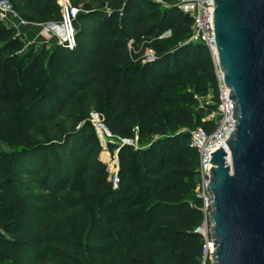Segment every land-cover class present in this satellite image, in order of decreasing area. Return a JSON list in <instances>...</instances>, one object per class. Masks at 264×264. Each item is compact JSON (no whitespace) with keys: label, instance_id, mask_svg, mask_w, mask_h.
<instances>
[{"label":"trees","instance_id":"16d2710c","mask_svg":"<svg viewBox=\"0 0 264 264\" xmlns=\"http://www.w3.org/2000/svg\"><path fill=\"white\" fill-rule=\"evenodd\" d=\"M10 1L30 22L62 18L58 0ZM70 1L81 9L75 45L52 46L46 59L36 55L12 74L7 69L18 57H9L0 73V137L21 126L25 143L0 148V257L13 259L0 264H201L199 158L190 145L201 117L189 103L208 84L217 96L211 52L188 41L192 19L178 8L149 0ZM16 74L22 76L11 80ZM182 75L194 86L187 101L173 94ZM92 110L118 136H152L144 149L120 150L122 175L131 171L139 182L125 206L115 201L99 160L87 120Z\"/></svg>","mask_w":264,"mask_h":264},{"label":"water","instance_id":"95a60500","mask_svg":"<svg viewBox=\"0 0 264 264\" xmlns=\"http://www.w3.org/2000/svg\"><path fill=\"white\" fill-rule=\"evenodd\" d=\"M212 17L235 128L211 153V263L264 264V0H213Z\"/></svg>","mask_w":264,"mask_h":264},{"label":"built area","instance_id":"2783aa9c","mask_svg":"<svg viewBox=\"0 0 264 264\" xmlns=\"http://www.w3.org/2000/svg\"><path fill=\"white\" fill-rule=\"evenodd\" d=\"M149 1L166 8H178L182 13L188 15L192 19V32L188 37V41L199 42L206 45L209 48L214 60L215 77L218 88L215 100V126L210 130L199 126L190 130V145L197 151L199 158L196 195L202 202V220L196 231L201 235L203 240L201 264H212V254L215 250V245L212 240L213 231H211V226L214 225L211 219L213 196L207 188L210 181L209 168L213 166L212 162H210L211 153L220 147L224 148L227 153H229L225 140L230 137L235 128V118L233 116L234 100L230 96V88L225 84L224 73L221 70L218 61L212 17L213 0ZM58 4L62 12V18L60 21L37 24L21 17L14 9L10 0H0V21L18 29L38 26L39 30L35 39L30 38L27 33L21 31L22 37H24L29 44L40 42L47 48L57 45L72 48L76 43L74 20L81 12V9L73 5L70 0H58ZM168 34H170V32H167L164 35ZM148 57H154L151 50H149ZM210 103L213 102L208 100L206 105H209ZM87 120L93 127L101 146L106 147L113 142H118L124 145H133L134 142H138L139 140L138 135H135L134 138H123L114 134L107 126L104 114L99 111L92 110L89 113ZM99 160L105 164V158H103L100 154ZM227 161H230L228 155Z\"/></svg>","mask_w":264,"mask_h":264},{"label":"rangeland","instance_id":"374dc122","mask_svg":"<svg viewBox=\"0 0 264 264\" xmlns=\"http://www.w3.org/2000/svg\"><path fill=\"white\" fill-rule=\"evenodd\" d=\"M22 29H18L12 26H9L7 24H2L0 27V73L4 72L5 69V62L6 59L12 56H17L18 60L15 65H11L8 67V72L10 74L13 73V71H18V65H25L27 62H30L32 58L36 55H42L44 59L47 58L49 48H47L45 45L39 43H27L24 37H22L21 34ZM17 40L18 44L17 46L13 48H7V44L12 42L13 40ZM46 54H45V53ZM30 54L31 57H27L22 61L20 59L22 56ZM147 56H149V50H147L146 53ZM27 61V62H26ZM22 75H14L11 77V80H19ZM184 78V79H183ZM184 82L177 81L175 84V91L173 94H178L182 98L183 101H187L189 98V94L193 93L194 86L192 85L191 81L185 76L182 75V79ZM215 96L214 90L210 87L208 84L207 86V93H194V99L189 103V106H192L193 114L195 116L201 117L199 122H197L196 126L202 127L204 121H216V114L215 109H207L205 108L206 102L209 100L213 103H210V106L215 105ZM196 118V117H195ZM21 135V126H18L14 128V130L7 134L6 137H0V148L7 151H12L17 148H21L24 146V139L22 140L20 138ZM152 136L145 139L144 141L134 142L133 145H127V144H121L118 142H113L108 146H101L100 144V155L105 158V164L107 163L108 170L110 172L109 180L112 183V186L117 192L113 193V197L117 203L125 204L127 203V196L129 191L135 189L138 187L139 182L135 180L133 174L131 171H128L125 176L121 173L122 163L120 160V150L121 148L132 146L135 149H144L146 146L150 144L152 141ZM155 139V138H154ZM153 139V140H154ZM160 152V148H159ZM130 153H128L129 155ZM149 180H154V177L150 175V177H147ZM133 179V180H132ZM127 198V199H126ZM132 201V200H131ZM86 214V217L88 219L94 218V213L87 209L84 211ZM63 218L71 221L70 215L68 213H64ZM13 259L10 258H3L0 257V263H9Z\"/></svg>","mask_w":264,"mask_h":264},{"label":"crops","instance_id":"0c3cea01","mask_svg":"<svg viewBox=\"0 0 264 264\" xmlns=\"http://www.w3.org/2000/svg\"><path fill=\"white\" fill-rule=\"evenodd\" d=\"M23 32L27 33V35L32 38L35 39L39 30V27H29V28H21Z\"/></svg>","mask_w":264,"mask_h":264}]
</instances>
